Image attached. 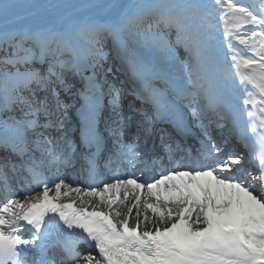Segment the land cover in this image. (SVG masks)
<instances>
[{
    "label": "snow or ice",
    "instance_id": "6c2138e0",
    "mask_svg": "<svg viewBox=\"0 0 264 264\" xmlns=\"http://www.w3.org/2000/svg\"><path fill=\"white\" fill-rule=\"evenodd\" d=\"M0 264H264V0L0 4Z\"/></svg>",
    "mask_w": 264,
    "mask_h": 264
},
{
    "label": "bare ground",
    "instance_id": "6f19581e",
    "mask_svg": "<svg viewBox=\"0 0 264 264\" xmlns=\"http://www.w3.org/2000/svg\"><path fill=\"white\" fill-rule=\"evenodd\" d=\"M14 3V4H33V5H75V4H87V3H93V2H106V3H111V2H124V0H0V4L2 3ZM17 12L18 15H20L21 17H24V19H22L20 21L21 24H33L38 22L42 17L45 16H54V17H63V16H67L69 14L72 13V9L70 8H57V9H47L44 13H37L35 16H27L26 13L29 11H33L35 12V9H24V8H20V9H16L14 10ZM119 78H121L122 80H124V76L123 75H119ZM121 86V90L122 92L126 95V97H128V99L130 100L129 97H133L131 96V92H130V88L128 87L127 83H120ZM128 94V95H127ZM68 102L70 103L71 100H68ZM130 137V136H129ZM132 137H130L129 140H131ZM142 142V141H141ZM232 145H229V148H231ZM239 148H243L245 151V148L243 145H238ZM227 150V149H226ZM245 154L247 155V152L245 151ZM253 171H255V169H253ZM154 176H158V175H154ZM112 175H108L106 177V179H111ZM121 178H124V173L121 174ZM69 181H72V179L70 178H66ZM149 227H151V224L149 222Z\"/></svg>",
    "mask_w": 264,
    "mask_h": 264
},
{
    "label": "rangeland",
    "instance_id": "374dc122",
    "mask_svg": "<svg viewBox=\"0 0 264 264\" xmlns=\"http://www.w3.org/2000/svg\"><path fill=\"white\" fill-rule=\"evenodd\" d=\"M122 103H123V105H125V107L127 108V105L130 104V103H132V102H131L130 100L123 99V100H122Z\"/></svg>",
    "mask_w": 264,
    "mask_h": 264
}]
</instances>
